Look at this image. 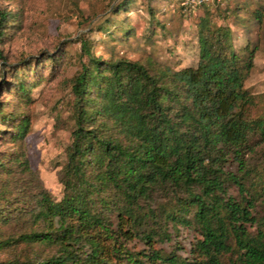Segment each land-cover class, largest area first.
<instances>
[{
  "label": "trees",
  "instance_id": "1",
  "mask_svg": "<svg viewBox=\"0 0 264 264\" xmlns=\"http://www.w3.org/2000/svg\"><path fill=\"white\" fill-rule=\"evenodd\" d=\"M8 17L0 8V37ZM79 41L62 197L22 141L0 156V251L11 252L0 264H264V146L253 160L251 142H264V116L244 85L254 50L240 56L230 29L207 16L196 65L179 69L104 59ZM27 127L23 118L12 139ZM12 223L20 231L4 235ZM185 230L195 234L187 247Z\"/></svg>",
  "mask_w": 264,
  "mask_h": 264
},
{
  "label": "rangeland",
  "instance_id": "2",
  "mask_svg": "<svg viewBox=\"0 0 264 264\" xmlns=\"http://www.w3.org/2000/svg\"><path fill=\"white\" fill-rule=\"evenodd\" d=\"M0 0L9 13L0 37V156L19 149L26 152L55 199L63 194L57 172L66 161L73 128L74 97L71 78L80 69V38L91 42L92 52L104 59L126 58L179 69L198 60L197 24L203 16L231 31L233 47L244 56L250 49L253 67L245 87L257 96L255 114L264 116V0ZM256 11L261 13L256 21ZM247 48V49H245ZM20 80L26 84L20 92ZM28 119L26 134L12 139L19 121ZM257 153L264 142L252 135ZM230 192L237 195L232 187ZM264 212V203L258 207ZM4 235L20 231L12 223ZM254 231L255 227H249ZM187 247L195 235L183 231ZM11 256L0 251V261Z\"/></svg>",
  "mask_w": 264,
  "mask_h": 264
},
{
  "label": "built area",
  "instance_id": "3",
  "mask_svg": "<svg viewBox=\"0 0 264 264\" xmlns=\"http://www.w3.org/2000/svg\"><path fill=\"white\" fill-rule=\"evenodd\" d=\"M194 1L195 3H200L201 1H206V0H192Z\"/></svg>",
  "mask_w": 264,
  "mask_h": 264
}]
</instances>
